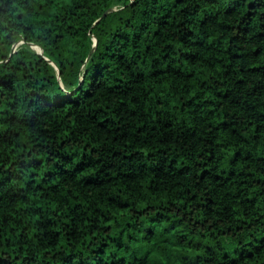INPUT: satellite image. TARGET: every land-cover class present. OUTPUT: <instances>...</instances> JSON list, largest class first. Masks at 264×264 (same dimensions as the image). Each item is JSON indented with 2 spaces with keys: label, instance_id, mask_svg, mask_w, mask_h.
I'll return each instance as SVG.
<instances>
[{
  "label": "trees",
  "instance_id": "obj_1",
  "mask_svg": "<svg viewBox=\"0 0 264 264\" xmlns=\"http://www.w3.org/2000/svg\"><path fill=\"white\" fill-rule=\"evenodd\" d=\"M264 264V0L0 3V264Z\"/></svg>",
  "mask_w": 264,
  "mask_h": 264
},
{
  "label": "snow or ice",
  "instance_id": "obj_2",
  "mask_svg": "<svg viewBox=\"0 0 264 264\" xmlns=\"http://www.w3.org/2000/svg\"><path fill=\"white\" fill-rule=\"evenodd\" d=\"M3 0H0V3H2ZM27 2V0H25ZM248 0H235V5L236 6H241L242 4H246ZM156 260V264H167V261L163 259L162 256L157 254V256L154 258Z\"/></svg>",
  "mask_w": 264,
  "mask_h": 264
}]
</instances>
